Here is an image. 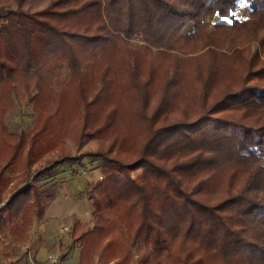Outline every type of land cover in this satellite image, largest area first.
<instances>
[{"label": "trees", "instance_id": "1", "mask_svg": "<svg viewBox=\"0 0 264 264\" xmlns=\"http://www.w3.org/2000/svg\"><path fill=\"white\" fill-rule=\"evenodd\" d=\"M27 1L0 0V106L27 103L46 123L76 115L79 134L100 143L91 216L67 232L77 264H264V71L256 49L237 48L264 49V0H48L35 11ZM7 128L5 249L53 201L39 186L49 167L18 190L4 176L24 136ZM53 151L29 152L21 174Z\"/></svg>", "mask_w": 264, "mask_h": 264}, {"label": "rangeland", "instance_id": "2", "mask_svg": "<svg viewBox=\"0 0 264 264\" xmlns=\"http://www.w3.org/2000/svg\"><path fill=\"white\" fill-rule=\"evenodd\" d=\"M16 4H15V2ZM18 0H12L9 5L3 7L6 9H16ZM48 0H28L24 7L30 11L40 10L46 4ZM9 6V7H7ZM7 7V8H6ZM250 13L248 3L242 1L233 15L237 19H246ZM250 44V52L254 53L257 50L258 58L261 60L260 72L264 71V49L259 48L254 42L239 44L237 48H247ZM231 54L229 51H221ZM200 53H197V55ZM54 86L52 88L54 89ZM4 110L0 106V122L8 127V131L13 132L17 135H24L21 139V145L19 147V152L16 154L15 164L5 168L4 176L14 183L17 184V189L22 188L25 183H27L30 178L34 177L36 172L42 170L44 167H49V172L47 171L44 177L40 179V188L43 191L49 192L53 199H56L53 204H51L49 210L61 212L58 215L59 220L48 225L47 228L52 229L53 233L51 237L47 234L35 235L33 237V244L30 248L24 246L13 245V241L8 239V244L6 249L0 245V264H32L33 259V249L36 245H39L44 237H48L49 240H53L54 244L66 243L68 247L67 250V260L65 262H60L58 260L61 252H57L53 257H47L42 264H75L74 259L76 258L75 247L71 241L67 238V232L74 220H79L82 223H86L92 212L91 202L87 200V195L89 190L93 188L97 182L102 179V173L98 166V160L92 157V154L100 148V143L96 139H90L86 134H79L76 126L79 122L78 116L64 119L63 123L59 122V116L53 114L49 117L51 120L45 122L47 111L39 113L36 111L35 114L31 112V107L27 103H22L19 105L17 102L14 107L10 110ZM43 130V135L41 137H36V144L32 145L30 137L33 135L35 130ZM35 134V133H34ZM52 148L54 151L48 152L46 156L37 161L32 162L40 154L48 149ZM33 155V159L28 168L26 174H21L26 168L27 159L26 156ZM76 159L74 164H69L68 162L63 164H58L62 159L65 158ZM73 160V161H74ZM13 162V163H14ZM51 166V167H50ZM139 170L132 172V176L139 174ZM94 174L95 177H94ZM57 195V196H56ZM70 195V196H69ZM69 196V198H68ZM67 197V199H65ZM3 204H0V209ZM38 220H35L34 225H37ZM39 243V244H38ZM51 251V250H50ZM53 253V251H51ZM51 252H48L50 255ZM11 255L8 257L7 255ZM167 251L162 249L159 253V259L166 256ZM48 255V256H49ZM135 257V256H134Z\"/></svg>", "mask_w": 264, "mask_h": 264}, {"label": "crops", "instance_id": "3", "mask_svg": "<svg viewBox=\"0 0 264 264\" xmlns=\"http://www.w3.org/2000/svg\"><path fill=\"white\" fill-rule=\"evenodd\" d=\"M15 4H16V2H15ZM11 9H13V8H11ZM95 175L96 174H94V177H95ZM12 183H14V181H12L11 184ZM39 186H40V183H39ZM69 196H68V198H69ZM65 199H67V197ZM55 200L56 199H53V201L51 203H49V205H48V207L44 213V216L40 220H38L37 225H34V223H35V221H34L33 225H31L29 231L24 236H22V238H18V239L13 240V245H18V246H24L25 245V247H27L28 249H31L30 246L34 242L33 237L35 235V232H37V235H43V233H44V234H47L48 237L52 236L53 230L47 228V226L52 224L53 222H56L57 220H59L60 218H58V215H60V213H61V212L57 211V209L54 211L49 210L51 204H53V202ZM0 204H3V203H0ZM48 237L47 238L44 237L45 240H43V242H41L40 244L38 243L39 245H36L33 249L34 250L33 251V259L38 264H42L41 261H44L45 259H47V257H53L55 254L57 255L58 250L60 252L59 245L61 243L58 244V242H57V244H54L53 240H49ZM63 244H65V243H63ZM6 245H9L8 240L5 242V246ZM69 248L70 247H68V249ZM50 250L53 251V253ZM67 250H66V252H67ZM75 251H76V258L74 259V263L77 264L79 249L77 247H75ZM48 252H51L50 255L48 254ZM66 260H67V253H66L65 260L61 261V263L65 262Z\"/></svg>", "mask_w": 264, "mask_h": 264}]
</instances>
